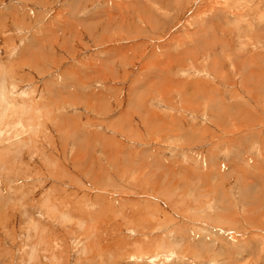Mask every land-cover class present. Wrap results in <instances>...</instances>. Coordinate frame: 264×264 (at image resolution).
Segmentation results:
<instances>
[{
    "label": "rangeland",
    "instance_id": "374dc122",
    "mask_svg": "<svg viewBox=\"0 0 264 264\" xmlns=\"http://www.w3.org/2000/svg\"><path fill=\"white\" fill-rule=\"evenodd\" d=\"M0 264H264V0H0Z\"/></svg>",
    "mask_w": 264,
    "mask_h": 264
},
{
    "label": "bare ground",
    "instance_id": "6f19581e",
    "mask_svg": "<svg viewBox=\"0 0 264 264\" xmlns=\"http://www.w3.org/2000/svg\"><path fill=\"white\" fill-rule=\"evenodd\" d=\"M3 96V95H2ZM8 110V109H7ZM3 112V111H2ZM5 112V111H4ZM2 117V116H1ZM2 119V118H1Z\"/></svg>",
    "mask_w": 264,
    "mask_h": 264
}]
</instances>
